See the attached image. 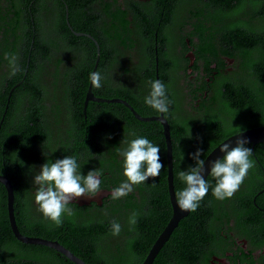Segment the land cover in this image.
Instances as JSON below:
<instances>
[{
	"label": "trees",
	"instance_id": "trees-1",
	"mask_svg": "<svg viewBox=\"0 0 264 264\" xmlns=\"http://www.w3.org/2000/svg\"><path fill=\"white\" fill-rule=\"evenodd\" d=\"M25 1L0 0V174L12 184L18 229L58 240L87 264H141L172 214L165 140L159 121L140 120L122 103L84 105L97 53L93 39L96 71L104 76L101 88H91L95 96L122 98L152 116L159 112L143 97L152 80L165 83L176 193L184 186L180 170L195 163L189 153L200 148L206 156L240 129L264 125V0H107L105 7V0H56L33 22ZM132 131L161 146L164 167L113 199L112 189L126 179L119 149ZM247 146L254 167L239 189L218 200L210 187L151 264H212L215 257L264 264L256 252L264 247V141ZM64 155L77 157L82 174L100 170L105 193L98 201L70 202L74 214L56 226L34 201L32 166ZM206 178L214 185L210 173ZM133 213L134 226L128 223ZM0 264H75L54 248L14 236L2 183Z\"/></svg>",
	"mask_w": 264,
	"mask_h": 264
},
{
	"label": "clouds",
	"instance_id": "clouds-1",
	"mask_svg": "<svg viewBox=\"0 0 264 264\" xmlns=\"http://www.w3.org/2000/svg\"><path fill=\"white\" fill-rule=\"evenodd\" d=\"M89 79L91 85L99 89L102 87L104 76L99 71H93ZM149 89L148 94L143 97V102L157 112L167 114L171 102L166 95L165 83L159 79L152 80ZM232 119L227 122L226 127L233 126ZM129 136L131 138L124 139L119 149L122 172L126 179L112 189L113 199L126 196L133 191L134 186L147 181L150 177L159 176L164 167L159 144L146 136L137 135L135 131L130 132ZM232 136L223 139L216 146L222 155L209 162L206 175L204 164L207 156L202 155L200 148L189 153L195 163L194 166L190 165L179 172V179L184 185L175 193V205L179 211L194 212L210 187L218 200L231 197L239 189L249 169L254 167V162L251 159L252 149L247 146L249 143L247 138L237 136L233 141ZM43 154L45 155L44 152ZM81 166L77 157L73 155H64L55 160L45 159L38 170L32 166L35 170L32 182L37 185L34 201L42 215L56 226L63 223L65 216L74 214L69 206L70 202L101 193L100 170L93 168L82 174ZM209 173L215 181L214 185L206 178ZM128 223L133 226L136 224L135 213L129 216ZM112 230L114 235H118L121 230L120 223L114 221Z\"/></svg>",
	"mask_w": 264,
	"mask_h": 264
},
{
	"label": "water",
	"instance_id": "water-1",
	"mask_svg": "<svg viewBox=\"0 0 264 264\" xmlns=\"http://www.w3.org/2000/svg\"><path fill=\"white\" fill-rule=\"evenodd\" d=\"M66 18H67V13H66ZM75 35L81 36V35H86L87 37L91 38V35L89 34H84L81 32L73 31ZM93 39V38H92ZM97 46V53H96V59L94 66L91 70V73L93 71H96L98 60H99V47L97 42L93 39ZM192 57V55H190ZM92 85L90 83V79L88 82V88L85 94L84 98V105L87 104L89 100H97V101H105V102H118L122 103L125 105L131 113L138 119L148 121V120H157L160 122L162 126V133L164 136L165 140V146H166V165H167V185H168V193H169V199L172 207V214L167 222V224L164 226L163 230L159 233L155 241L153 242L152 246L148 250L147 255L141 262V264H151L157 255L158 251L161 249L163 246L164 242L168 239L169 235L171 234L172 230L174 227L178 224L179 220L184 217L188 212H181L175 205V190L173 186V153H172V143H171V135H170V129H169V124L165 116L159 112L157 115H152V116H142L140 115L134 107L126 100L122 98H111V99H106V98H101L97 97L93 94L92 90ZM233 136L231 139L234 141L237 136H242L247 138V140L252 143V146L257 143V142H263L264 141V125L260 126H255L251 128L244 129L238 133L232 134ZM227 138V137H226ZM225 138V139H226ZM222 142V141H221ZM219 144V143H218ZM217 144V145H218ZM216 145V146H217ZM216 146L206 155L205 159V164H204V169L205 172L204 174L206 175L207 170L209 168V162L216 159L217 157L221 156L222 153L219 152L218 147ZM0 183L3 184L5 190H6V206H7V214H8V219L10 223L11 230L16 238L19 240L25 242V243H36V244H42L51 248L56 249L57 251L61 252L63 255H65L67 258H69L72 262L75 264H87L82 258L77 256L75 253H73L70 249L66 248L64 245L59 243L56 240H50L42 237H35V236H27L22 234L15 221V216H14V208H13V201H14V193H13V188L10 180L8 177L4 174H0ZM104 191L102 190L100 195H102ZM105 193V192H104ZM100 195L93 196V197H81L77 199L76 201L81 203V202H88L90 200H96L98 201L100 199Z\"/></svg>",
	"mask_w": 264,
	"mask_h": 264
},
{
	"label": "flooded vegetation",
	"instance_id": "flooded-vegetation-1",
	"mask_svg": "<svg viewBox=\"0 0 264 264\" xmlns=\"http://www.w3.org/2000/svg\"><path fill=\"white\" fill-rule=\"evenodd\" d=\"M55 1L56 0H26L25 3H24V5H23L24 13H25L26 16H28V18L30 17V19L32 20L31 22H33L35 16H38V15H42L43 16L45 9L46 8H51V5L54 4ZM106 1L107 0H105V3L103 4L104 7L106 6ZM119 1H122V0H119ZM66 24H67V26L70 29H72V27L70 26V23H69L68 19L66 21ZM95 32H96L95 33L96 35L100 36L102 39L103 38L105 39V37H106L105 34L106 33L104 31H97V30H95ZM85 34H88V33H85ZM187 55H189V57L191 58V61H192V59L194 58L193 54L192 53H187ZM190 55H192V57ZM189 71H190V69H188V72ZM9 97H10V92H9V95H8V98H7L8 101H9ZM24 235H27V234H24ZM27 236H31V235H27ZM35 237H40V236H35ZM52 240H54V239H52ZM56 241H58V240H56ZM237 241L240 242L239 239ZM245 243H246V241H243V244H242L243 247H246ZM262 248H263V250H261L259 248V249H257L256 252H258L260 250V252L262 254H264V247H262ZM215 259L218 262H213L212 264H232V262L230 260H228L226 257H222V258H216L215 257ZM256 264H258V263L256 262Z\"/></svg>",
	"mask_w": 264,
	"mask_h": 264
}]
</instances>
